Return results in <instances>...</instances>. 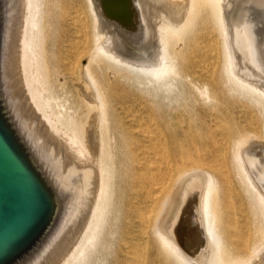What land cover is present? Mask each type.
<instances>
[{"label": "bare ground", "instance_id": "obj_1", "mask_svg": "<svg viewBox=\"0 0 264 264\" xmlns=\"http://www.w3.org/2000/svg\"><path fill=\"white\" fill-rule=\"evenodd\" d=\"M20 12L17 71L95 175L58 264L98 252L264 264V55L228 38L261 26L264 0H21Z\"/></svg>", "mask_w": 264, "mask_h": 264}, {"label": "water", "instance_id": "obj_2", "mask_svg": "<svg viewBox=\"0 0 264 264\" xmlns=\"http://www.w3.org/2000/svg\"><path fill=\"white\" fill-rule=\"evenodd\" d=\"M21 0H0V264H58L86 222L94 169L69 158L20 72Z\"/></svg>", "mask_w": 264, "mask_h": 264}, {"label": "rangeland", "instance_id": "obj_3", "mask_svg": "<svg viewBox=\"0 0 264 264\" xmlns=\"http://www.w3.org/2000/svg\"><path fill=\"white\" fill-rule=\"evenodd\" d=\"M229 6V5H228ZM231 8V7H230ZM241 22H242V20H241ZM243 23V22H242ZM246 23V22H245ZM260 27L259 28H257L256 30L254 29V30H250V31H246V29H248V28H246L245 29V31L246 32H244L243 31V29H244V27H243V25L242 24H239L238 26V28L239 29H237L236 28V32H238V33H236L235 31V33L233 32V30H230V31H232V33L230 32V36L228 37V38H231L229 41L230 42H232L233 44V48L235 49V51L237 52V53H240L241 54V52H242V54H248V51L246 50L247 49V44H249L250 46H252L251 47V50H253V49H255V51L257 52V57H256V59L257 58H259V59H261V56L262 55H264V45H262V44H264L263 42H264V20H262L261 22H260ZM242 28V29H241ZM243 32V34L244 35H241V33ZM256 32V33H255ZM260 32V33H259ZM249 33H250V35H251V37H254L253 39V41H252V38H248L250 35H249ZM262 33H263V35H262ZM253 34V35H252ZM261 34V35H260ZM249 35V36H248ZM245 36H246V38H245ZM258 36V37H257ZM261 36V38H259ZM236 37V38H235ZM238 38V39H237ZM233 39V40H232ZM248 39V40H247ZM260 39V40H259ZM261 39H262V41H261ZM246 40V41H245ZM255 40H257V41H255ZM236 43H235V42ZM257 42V43H253V42ZM239 42V43H238ZM259 42V43H258ZM237 44V45H236ZM243 44V45H242ZM239 45V46H238ZM260 45H261V48H260ZM235 46V47H234ZM237 48V49H236ZM258 48H260V49H258ZM241 49H243L242 51H241ZM263 50V51H262ZM244 52V53H243ZM247 52V53H246ZM259 54H261V55H259ZM172 95H174L173 93L169 96L170 98L169 99H171V96ZM100 254H101V256H100ZM264 255V253H262V256ZM92 260L94 261V263L95 264H108V260H107V256H106V253H104V252H98V255L97 254H94V256H93V258H92Z\"/></svg>", "mask_w": 264, "mask_h": 264}]
</instances>
